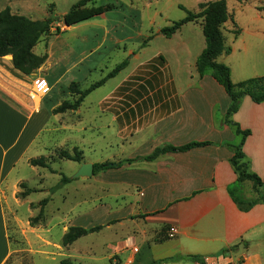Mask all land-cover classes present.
Segmentation results:
<instances>
[{"label": "crops", "instance_id": "obj_1", "mask_svg": "<svg viewBox=\"0 0 264 264\" xmlns=\"http://www.w3.org/2000/svg\"><path fill=\"white\" fill-rule=\"evenodd\" d=\"M29 1L0 0V11L8 7L12 14L32 19L30 14L37 9L29 6ZM106 13L97 17L103 18ZM151 18H145L147 26H152ZM188 24L198 26L202 37L197 38L192 49L182 38V27L166 39L165 48L149 58L142 59L149 47L145 43L139 49L130 50L119 62L127 59L128 65L119 73L125 76L118 89L106 94V162L122 163L106 170V206H99L106 211V216L100 223L87 220L85 226L77 225L76 221L68 222L67 226L63 223L51 226L44 212V221L31 227L29 219L37 215L40 201H33L30 196L40 188H29L35 192L25 198L17 197L22 192L18 183H24L25 179L16 177L15 171L20 164L29 165L28 160L36 158L29 151L47 129L44 115L54 109L47 104L48 96H45L48 86L53 88L57 83L48 79L51 63L48 45L43 51L35 52L39 43L48 37H43L33 48L36 55L47 54L36 73L23 75L14 69L10 55L0 57V264H7L22 253L33 264L46 260L60 264L64 249L69 250L86 237L93 234L95 237L104 231L110 238H118L120 252L127 254L125 264H136L149 231L153 233L149 258L141 264H190L201 256L218 257L222 262L243 260L244 264H264V201L258 199L264 194V102L256 104L245 96L238 111L229 118L241 130L250 132L242 152L248 171L261 181L257 193L251 181L237 182L231 158L232 147L241 137L224 122L229 98L209 73L203 77L198 75L195 62L205 41L201 21ZM72 27L62 28L63 33ZM246 31L242 30L241 37L248 35L251 39L260 34ZM233 42L229 40L225 45L230 47ZM92 43L90 53L103 49L94 40ZM241 48L246 52L248 44L242 43ZM226 60L227 56L221 55L217 62L225 64ZM46 64L48 73L35 78ZM149 65L156 67L152 68L156 73H131ZM36 79H43L44 83L38 91V101H31L29 95L36 90ZM242 79L231 80L236 83ZM195 143L204 145L164 153L150 161L143 159L158 148H180ZM35 168L39 167H31L32 171H37ZM235 188L240 189L245 200H257L249 211H241L234 203L230 191ZM21 202L31 210L26 217L18 214ZM96 226L102 228L69 246L62 245V237L69 227ZM57 227L59 237L55 239ZM170 228L175 233L170 234ZM136 230L142 237L141 248L129 236ZM85 243L87 247L78 246L76 252H91L95 240ZM105 248L109 250L110 244L105 243Z\"/></svg>", "mask_w": 264, "mask_h": 264}, {"label": "rangeland", "instance_id": "obj_2", "mask_svg": "<svg viewBox=\"0 0 264 264\" xmlns=\"http://www.w3.org/2000/svg\"><path fill=\"white\" fill-rule=\"evenodd\" d=\"M78 1L30 0L27 4L37 9L33 14H30L33 15L32 19L41 20L49 16L55 17L57 25L64 28L61 21L62 16ZM208 1L215 0H115L113 2L96 0L94 6H112V9L106 10L107 13L103 18L95 17L81 22L58 37L48 36L47 39L39 43L35 50L36 53L43 51L47 44L51 54L48 79L52 83H56V81L57 83L53 88L48 86V91L45 94L48 96L47 104L56 108L64 100L76 98L72 97L68 91L71 82H76L81 90L87 88L112 70L130 50L139 49L141 44L146 43L145 45L149 46L142 55V59H147L157 50L165 48L168 38L160 34L161 27L170 26L171 22L184 18L185 12L180 7L196 13L199 11L198 4ZM50 4L52 5L50 6ZM226 5L230 19L224 24L222 32L225 43L229 40L234 41L233 45L230 44L231 52L232 49L234 51L232 54L230 52L226 55L225 63L231 69L230 79L244 78L241 80L244 81L263 76L264 0H226ZM50 8L51 11H49ZM14 9L16 8L14 7ZM147 16L152 17V26H147L148 22L145 20ZM167 22L168 24H166ZM199 22L200 20H197L193 23L198 24ZM149 26L150 29H148ZM183 28L182 38L186 39L189 48L192 49L198 42L197 38L199 40L202 38L198 34L199 27L186 24ZM236 28L240 33L234 40L233 31ZM242 30L245 33L246 30L258 31L260 34L250 39L248 35L241 37L244 34ZM149 37L151 39L147 40ZM92 40H94V44L103 46V49L90 53ZM242 43L248 44L246 52L241 48ZM47 68L48 64L37 73L35 78L38 75H46ZM152 68L156 67L154 65L144 66L140 70H132L131 73L137 75L156 73ZM253 75L258 76L253 77ZM123 76L125 74H119L115 79L90 93L75 112L53 115L50 111L47 116L44 115L45 119L43 113L41 114L48 124L47 129L40 141L34 143L29 155L36 158L45 157L51 170L56 173L40 167L35 168L37 171H32L30 165L20 164L18 170L15 171V176L25 179L24 183L28 188H40L38 192L30 196L31 200H51L44 211L46 220L51 226L57 223L67 226L66 224L72 221H76L77 225L85 226L87 220L100 223L99 221L106 216V211L99 207L100 205L106 206V171L89 178H73V175L81 163L106 162L108 154V149H106V94L111 90L118 89ZM232 82L234 83V81ZM73 147H78L82 151L80 163L66 161L58 157L57 150L72 152ZM62 175L69 178L68 183H61ZM51 188H55V190L52 191ZM19 190L22 189L19 188ZM17 209L20 217H26L31 211L25 202H21ZM56 231L57 234L54 235L55 239H58V227ZM122 231L124 232V229ZM122 231H118V233L122 235ZM136 231L135 234L131 233L129 236L135 238L134 243L138 248H141L142 237L140 232ZM169 233H171L170 229ZM93 235L79 241L69 250L68 248L64 249L62 260H68L72 264H125L127 262V254L121 253L118 248V238H110L111 236L109 237L106 231L95 235V237ZM152 237L153 233L149 231L136 264L148 261ZM89 239L95 240L92 251L76 252L78 246L87 247L85 242ZM105 243L106 245L110 244L109 250L105 248ZM7 264H33V262L26 254L22 253L16 258L10 259ZM40 264L59 263L54 260H46Z\"/></svg>", "mask_w": 264, "mask_h": 264}, {"label": "trees", "instance_id": "obj_3", "mask_svg": "<svg viewBox=\"0 0 264 264\" xmlns=\"http://www.w3.org/2000/svg\"><path fill=\"white\" fill-rule=\"evenodd\" d=\"M95 1L96 0H79L68 10L67 13L62 16L61 21L63 26L70 27L77 25L103 14L108 9H112L111 5L94 6ZM102 1L113 2L115 0ZM180 8L185 12L184 18L171 22L170 26L161 28L160 34L166 38H170L184 25L196 22L197 20L201 21L205 47L196 59V71L200 77L209 73L212 78L224 88L229 98V106L224 115V122L230 125L236 134L241 137L239 143L232 147L233 156L231 158V164L237 174L238 184L249 180L253 183L255 192L258 193V187L261 185V181L258 176L248 171V163L246 162L245 156L242 152V146L246 137L250 135V132L248 130H241L239 125L230 121L229 118L238 111L241 100L245 96L249 97L252 102L256 104L264 102V75L233 83L230 79V68L225 64L217 62V59L221 55H228L231 52L230 47L225 45V38L222 32L224 24L230 19L226 0L199 3V11L196 13L185 10L182 7ZM49 11H51V8ZM57 23L58 22L55 17L49 16L41 20H32L23 15L12 14L8 7L5 8L0 11V57L10 55L12 57V65L15 70L26 76L33 74L47 59V54H34L33 48L42 40L43 37L58 36L64 32V30L59 27ZM239 33V29L236 28V30L233 31L234 38H236ZM149 39L151 38L149 37L147 40ZM127 65L128 60L125 59L121 63L117 64L103 78L92 83L83 90L79 88L76 82H71L68 86V91L72 97L76 98L64 100L60 105L52 110V114L57 115L66 112H75L80 107L86 96L103 86L107 80L118 75L126 68ZM199 145L204 144L195 143L180 148H158L151 155L144 157L143 159L150 161L164 153L180 152ZM56 153L60 159L66 161L76 163H80L82 161V151L79 150L78 147H73L72 152L67 150H57ZM131 161L132 160H126L125 162ZM121 163L122 162L117 165L107 162L93 164V175L104 172L107 169L114 168L115 166L119 167ZM28 164L31 167L46 168L52 173H56L51 170L49 163L43 156L29 159ZM68 182L69 178L62 175L61 183L65 184ZM19 186L22 189V192L19 193L17 197L25 198L30 193L35 192L34 190L29 189L25 183H21ZM51 190L53 191L55 188H51ZM230 195L238 208L244 212L249 211L257 203V200H245L241 196L239 188L231 190ZM258 199L264 201V194L259 196ZM48 201L49 199H43L38 203L39 211L37 215L29 219V225L31 227L44 221V207ZM101 228V226H96L90 229L69 227L62 237V245L64 247L69 246L77 239L97 232ZM60 264L72 263L68 260H62Z\"/></svg>", "mask_w": 264, "mask_h": 264}, {"label": "built area", "instance_id": "obj_4", "mask_svg": "<svg viewBox=\"0 0 264 264\" xmlns=\"http://www.w3.org/2000/svg\"><path fill=\"white\" fill-rule=\"evenodd\" d=\"M43 79H36L35 84H36V90H34L32 93H30L29 98L31 101H36L38 99V91L42 89L43 86ZM170 234L175 233L174 228H170ZM136 251V249H134ZM190 264H244L243 260H238L235 262H222L218 257L214 256H201L198 258L193 259Z\"/></svg>", "mask_w": 264, "mask_h": 264}, {"label": "water", "instance_id": "obj_5", "mask_svg": "<svg viewBox=\"0 0 264 264\" xmlns=\"http://www.w3.org/2000/svg\"><path fill=\"white\" fill-rule=\"evenodd\" d=\"M93 176V164L81 163L73 178H89Z\"/></svg>", "mask_w": 264, "mask_h": 264}, {"label": "bare ground", "instance_id": "obj_6", "mask_svg": "<svg viewBox=\"0 0 264 264\" xmlns=\"http://www.w3.org/2000/svg\"><path fill=\"white\" fill-rule=\"evenodd\" d=\"M36 101H38V99H36Z\"/></svg>", "mask_w": 264, "mask_h": 264}]
</instances>
